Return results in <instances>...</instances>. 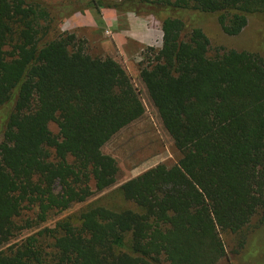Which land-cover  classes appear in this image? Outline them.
<instances>
[{
	"label": "trees",
	"instance_id": "trees-1",
	"mask_svg": "<svg viewBox=\"0 0 264 264\" xmlns=\"http://www.w3.org/2000/svg\"><path fill=\"white\" fill-rule=\"evenodd\" d=\"M67 8L0 0V264H218L231 235L242 254L264 227V57L235 49L211 55L198 20L214 16L237 36L264 15V0L81 4L79 11L107 8L158 22L160 62L141 80L181 155L176 165L159 164L48 226L53 213L87 202L93 187L107 188L118 173L97 147L57 134L22 106L36 73L39 88L56 86L52 103L61 110L81 99L85 106V91L104 93L115 84L111 75L122 73L121 64L84 60L57 42L75 11ZM54 76L62 81L54 84ZM127 104L112 103L111 114L78 113L96 137L126 121Z\"/></svg>",
	"mask_w": 264,
	"mask_h": 264
},
{
	"label": "rangeland",
	"instance_id": "rangeland-1",
	"mask_svg": "<svg viewBox=\"0 0 264 264\" xmlns=\"http://www.w3.org/2000/svg\"><path fill=\"white\" fill-rule=\"evenodd\" d=\"M46 1L55 5L63 4L71 7L67 8L69 11L75 10L62 23L57 34L58 43L67 42L78 55L84 57V60L86 58L92 59L91 62L98 60L101 63L105 62L110 67L112 63L122 65V68L119 69L122 73L110 77L115 80V84H112L111 88H108L104 93L103 89L99 87L97 90L85 91L82 95L85 97L88 93L86 97L88 101L85 106L82 105L83 99H81V102H75L74 106L63 110L54 109L52 103L55 98L56 86L52 90V87L47 85L39 88L38 86L43 83V80L40 82L41 74L39 73L32 76L30 80L22 105L27 112L43 119L57 134L72 135L97 147L112 158L118 166V173L107 188L93 187L87 202L75 200L68 207L53 213L47 225L54 226L60 218L85 209L102 196L145 171L159 164H165L168 167L176 165L181 152L164 129L159 113L150 101L147 89L141 80L144 72L157 71L156 68L160 62L157 52L163 44V33L158 22L152 17H142L132 13L145 20L149 28L161 32L162 37L156 39L153 44L145 42L138 46H128L130 42L124 41L128 46L126 47L114 35L116 33L125 34L130 29L128 14L131 12L115 10L119 14V26L113 27L108 26L110 17L107 15L115 14L110 11L114 9L104 8L99 13L93 8L79 11L81 4L88 3L90 0ZM51 12L54 16L58 15L57 9H53ZM198 25L202 27L211 41V55L235 49L256 52L264 57V15L251 17L247 27L237 36H229L224 33L214 16H204L198 20ZM111 70L115 71V68L112 67ZM118 75L123 79L120 84L117 81ZM61 78V76H54L52 78L54 84H59L62 81ZM29 86L31 90H28ZM120 101L128 103L126 107L121 106L126 111L124 112V115L127 116L126 121L117 123L116 127L112 126L114 123H110L108 126L112 127L109 130H103L104 133L100 136L94 137L91 134L95 133L86 131L85 127L88 122L78 113L79 111H83V108H90L94 116L99 112L111 114L107 109L112 106V103ZM30 215L32 212L26 211L25 217ZM256 222L254 219L253 224ZM236 242L237 236L231 235L226 239L228 254L218 264H264V227L256 237L248 239L242 254L235 252Z\"/></svg>",
	"mask_w": 264,
	"mask_h": 264
},
{
	"label": "crops",
	"instance_id": "crops-1",
	"mask_svg": "<svg viewBox=\"0 0 264 264\" xmlns=\"http://www.w3.org/2000/svg\"><path fill=\"white\" fill-rule=\"evenodd\" d=\"M115 14L107 15V17H110V21L108 22V26L118 27V18L119 14L115 10H110ZM128 22L130 24V29L123 33H116L114 37L119 41L124 43L126 47L128 46H138L141 43L147 42L148 44H153L156 39H159L162 37L161 32H156L154 29L149 28L146 21L139 18L138 16L134 14H128ZM163 33V32H162ZM130 42V44L127 46V44L124 42Z\"/></svg>",
	"mask_w": 264,
	"mask_h": 264
}]
</instances>
